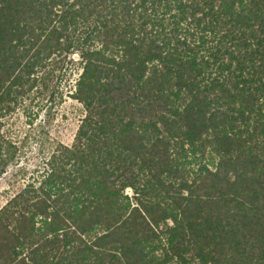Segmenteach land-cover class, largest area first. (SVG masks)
I'll return each instance as SVG.
<instances>
[{
  "label": "trees",
  "instance_id": "trees-1",
  "mask_svg": "<svg viewBox=\"0 0 264 264\" xmlns=\"http://www.w3.org/2000/svg\"><path fill=\"white\" fill-rule=\"evenodd\" d=\"M76 54L85 117L0 264H264V0H0V117Z\"/></svg>",
  "mask_w": 264,
  "mask_h": 264
},
{
  "label": "rangeland",
  "instance_id": "rangeland-1",
  "mask_svg": "<svg viewBox=\"0 0 264 264\" xmlns=\"http://www.w3.org/2000/svg\"><path fill=\"white\" fill-rule=\"evenodd\" d=\"M63 68L49 78V89L39 85L19 95L11 103L12 110L0 117V137L19 149L14 165L0 175V209L26 185L42 179L59 145L71 146L74 142L85 117L83 104L71 96L82 72L79 56H72V62L67 61ZM126 194L133 196L130 189Z\"/></svg>",
  "mask_w": 264,
  "mask_h": 264
}]
</instances>
